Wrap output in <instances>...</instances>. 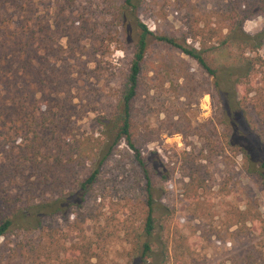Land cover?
I'll list each match as a JSON object with an SVG mask.
<instances>
[{
    "label": "trees",
    "instance_id": "obj_1",
    "mask_svg": "<svg viewBox=\"0 0 264 264\" xmlns=\"http://www.w3.org/2000/svg\"><path fill=\"white\" fill-rule=\"evenodd\" d=\"M123 1V8L134 16L138 38L117 101L99 118L102 138L90 147L84 142L77 147L69 135L65 137L67 101L77 78L67 68L48 60H56L60 52L46 44L43 24L30 25L25 20L14 27L13 19L1 17L2 10L8 8L0 1V264H93L98 256L93 252L95 242L85 237L83 225L98 219L96 187L122 142L134 152L143 173L148 208L142 226L127 233L131 248L127 264H199L188 237L178 230L170 233V209L157 201L171 171L167 165L157 169L156 165L149 166L141 150L143 139L139 138L135 106L152 40L168 52L160 61L163 72L169 77L183 74L182 89L188 101L196 94L201 97L210 92L206 89L209 85L217 94V123L193 129L182 114L176 122L172 118L164 122L167 130L186 137L185 130H189L191 136L205 139L208 151L218 156H225L227 151L242 153L251 173L264 181V57L260 55L264 29L257 34L244 30L247 19L264 16V0H227L220 13V28L201 27L199 20L190 15L182 32L167 26L163 32L160 27L151 31L137 16L138 11L150 6L149 2ZM180 3L184 6L185 0ZM189 40L198 46L188 44ZM171 51L197 63L205 82L183 61L176 63ZM13 61L18 62L15 67ZM217 125L223 129L224 143ZM251 136L257 142L256 158ZM77 151L84 169L73 176L62 159L73 152L77 155ZM29 173L35 178L32 182L30 176L27 178ZM14 187L20 193L14 194ZM163 210L167 212L159 218ZM238 218L246 224V213ZM60 220L69 227L68 237H63ZM166 230L167 236L163 232ZM77 234L81 244L77 243ZM103 234L101 231L98 237ZM226 264H264V257L260 251H251Z\"/></svg>",
    "mask_w": 264,
    "mask_h": 264
},
{
    "label": "rangeland",
    "instance_id": "obj_2",
    "mask_svg": "<svg viewBox=\"0 0 264 264\" xmlns=\"http://www.w3.org/2000/svg\"><path fill=\"white\" fill-rule=\"evenodd\" d=\"M0 1L8 8L2 10L1 17L13 19L14 27L25 20L30 25L41 22L47 33L46 44L60 52L56 60L52 57L48 60L67 68L77 78V86L67 101L65 137L69 135L77 147L82 142L90 147L102 138L99 118L117 101L118 90L129 73L138 38L134 16L123 8V0ZM147 1L150 6L138 11L137 16L151 31L160 27L162 32L165 26L182 32L190 15L199 20L201 27L220 28V13L227 3V0H185L181 6L183 0ZM7 25L13 28L8 22ZM263 29L264 16L251 17L245 22L244 30L250 34ZM188 44L198 46L191 40ZM167 54V50L151 41L135 113L145 162L156 165V169L167 165L171 171L170 180L162 185L160 198L157 197L158 203L170 209V233L178 230L188 237L199 264L231 263L251 251H260L264 257V181L251 173L242 153L227 151L223 157L212 154L205 139L191 136L189 130H185L187 137L184 133L171 134L164 124L170 118L176 122L184 114L182 119L197 129L209 122L217 123L218 117L213 87L206 86L210 92L201 97L196 94L188 101L182 89L183 74L177 72L169 77L163 72L160 61ZM170 54L176 63L183 61L205 82L197 63L180 52ZM260 55L264 57V47ZM17 63L13 61L14 67ZM207 81L213 80L207 78ZM217 131L224 143L219 125ZM256 144L253 139L254 158L258 157ZM62 164L69 166L73 176L84 169L78 151L77 155L73 152L63 157ZM28 176L29 182L35 179L30 173ZM190 182L193 184L187 185ZM145 186L134 152L122 142L96 187L99 197L94 206L98 219L83 225L85 237L95 242L93 252L98 256L92 260L93 264L100 261L127 264L126 255L131 249L127 233L142 226L148 210ZM11 191L20 193L17 187ZM164 212L167 211L163 210L159 218ZM243 213L247 214L245 225L238 218ZM58 223L64 231L63 237H68L67 224L62 220ZM101 231L104 234L98 237ZM163 232L169 234L167 230ZM79 237L77 234V243L81 244Z\"/></svg>",
    "mask_w": 264,
    "mask_h": 264
}]
</instances>
